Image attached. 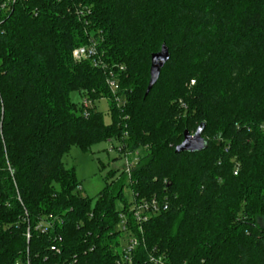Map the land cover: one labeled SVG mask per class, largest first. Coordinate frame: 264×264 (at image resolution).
Returning <instances> with one entry per match:
<instances>
[{
    "label": "trees",
    "instance_id": "trees-1",
    "mask_svg": "<svg viewBox=\"0 0 264 264\" xmlns=\"http://www.w3.org/2000/svg\"><path fill=\"white\" fill-rule=\"evenodd\" d=\"M203 123L207 147L177 153ZM263 124L264 0H0V264H116L129 235L132 264H264ZM117 139L138 163L83 196L64 155Z\"/></svg>",
    "mask_w": 264,
    "mask_h": 264
},
{
    "label": "rangeland",
    "instance_id": "rangeland-1",
    "mask_svg": "<svg viewBox=\"0 0 264 264\" xmlns=\"http://www.w3.org/2000/svg\"><path fill=\"white\" fill-rule=\"evenodd\" d=\"M194 85V83H192ZM115 99H116V95ZM72 99L80 102L76 93H72ZM117 102V101H116ZM97 111L104 113L105 121L111 123L110 101L106 98L97 100ZM121 140L105 141L95 144L91 150L84 151L79 146H72L70 151L64 155L63 162L68 168H75L77 177L81 183V194L90 198H96L105 188L106 178L115 174L120 175L126 169V154ZM141 151L142 149L139 148ZM137 150V149H136ZM134 152V151H133ZM132 168L134 166H131ZM126 198L131 201L132 190L129 186L125 188ZM126 242V239L125 241ZM16 264H23L20 261Z\"/></svg>",
    "mask_w": 264,
    "mask_h": 264
},
{
    "label": "built area",
    "instance_id": "built-area-1",
    "mask_svg": "<svg viewBox=\"0 0 264 264\" xmlns=\"http://www.w3.org/2000/svg\"><path fill=\"white\" fill-rule=\"evenodd\" d=\"M97 55V45L95 43H90L88 45L78 47L75 49L73 56L76 60H87V59H94V57ZM94 63L98 65V61L94 60ZM109 86L112 89L114 93H117V91L120 90L119 84L113 80L110 79L109 81ZM194 83V81H192ZM116 101L119 104L121 102L120 96H116ZM84 108H85V114H89V106L92 105V102L85 99L84 100ZM262 129H264V124L262 125ZM126 154V169L127 173L130 174L132 167L135 166L140 157V150H135L134 152H125ZM166 204H161L156 198H153L148 201H142L139 203H136L133 208V214L134 218L136 221L140 224L139 229L142 230V223L147 220V218L152 215V214H157L161 212L163 209H167ZM121 224L120 227L122 230L125 231V233L129 234V226L127 223V214L126 213H121ZM138 244L137 238L134 235H129L126 242L124 243L121 256L117 260L116 264H125L129 263L132 264L133 262V253L134 250L136 249V246ZM52 249H55V247H52ZM150 261L155 263V264H164L165 259L164 257H156L155 255L150 256ZM18 263V262H17Z\"/></svg>",
    "mask_w": 264,
    "mask_h": 264
},
{
    "label": "water",
    "instance_id": "water-1",
    "mask_svg": "<svg viewBox=\"0 0 264 264\" xmlns=\"http://www.w3.org/2000/svg\"><path fill=\"white\" fill-rule=\"evenodd\" d=\"M171 54L169 48L166 44H163L162 49L154 53L151 59V69H150V81L146 91V96L153 89L155 84L158 82L161 71L166 65V63L170 60ZM205 124H201L198 129L192 133L188 130L184 133V139L180 145L176 147V152H200L203 151L207 147V141L203 136V132L205 130Z\"/></svg>",
    "mask_w": 264,
    "mask_h": 264
}]
</instances>
